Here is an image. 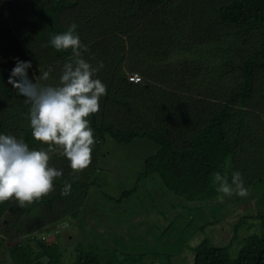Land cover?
Segmentation results:
<instances>
[{"label":"trees","instance_id":"obj_1","mask_svg":"<svg viewBox=\"0 0 264 264\" xmlns=\"http://www.w3.org/2000/svg\"><path fill=\"white\" fill-rule=\"evenodd\" d=\"M171 2L172 10H165ZM73 24L87 48H81L83 58L106 86L99 111L87 118L95 139L91 163L73 172L53 146L49 165L62 171L53 191L23 207L14 199L0 203V237L11 243L6 246L11 264H63L57 239L49 240L47 232L62 220H76L84 209L89 187H97L105 136L124 145L139 139L156 145L137 180L149 178L179 200L222 195L213 183L217 172L231 184L239 171L245 188L264 182V0H0V134L30 149L49 145L32 136L30 105L8 83L11 71L17 60L30 61V80L51 69L48 80L37 82L59 85L57 76L72 50H57L50 41ZM221 27L238 30L226 46L214 40ZM124 69L139 80L129 82ZM168 85L172 92L160 91ZM195 85L204 96H197ZM205 101L218 104L206 119L200 111ZM41 233L47 239L34 236ZM230 247L204 238L192 249V264H264V217L235 255ZM99 248L77 245L72 264H170L162 254L145 262L135 253L105 260Z\"/></svg>","mask_w":264,"mask_h":264},{"label":"rangeland","instance_id":"obj_2","mask_svg":"<svg viewBox=\"0 0 264 264\" xmlns=\"http://www.w3.org/2000/svg\"><path fill=\"white\" fill-rule=\"evenodd\" d=\"M172 5L169 3L165 10L171 11ZM235 30L238 32L233 28L216 29L214 40L226 46L223 43ZM183 54L191 56L186 49ZM126 71L124 69L128 76ZM194 88L198 97L203 95L197 85ZM159 89L173 91L170 85ZM180 93L188 94L186 90ZM217 108V103L205 101L200 111L206 119ZM157 149L147 140H133L124 145L105 136L94 181L97 187H89L84 209L76 220H62L47 232L49 240L57 239L63 264L73 263L77 245L92 243L100 247L98 253L105 260H111V255L135 253L143 255L142 262H145L154 261L157 254H162L170 264H192V249L202 239H208L216 247L230 243L229 253L235 255L242 239L258 228L260 217H264V182L249 184L246 197L234 192L231 196L222 194L204 201L179 200L150 183L149 178L146 182L137 180L143 161ZM135 188V194L114 201L123 191ZM47 234L34 236L46 237ZM9 244L0 237V264H11L6 248Z\"/></svg>","mask_w":264,"mask_h":264},{"label":"clouds","instance_id":"obj_3","mask_svg":"<svg viewBox=\"0 0 264 264\" xmlns=\"http://www.w3.org/2000/svg\"><path fill=\"white\" fill-rule=\"evenodd\" d=\"M75 29L73 24L66 32L51 37L55 49L72 50V56L63 65L59 85L37 82V77L48 80L51 69L35 77V82L30 80L27 74L32 66L30 61L17 60L11 71L8 83L30 105L32 136L49 147L30 149L23 140L0 134V203L14 199L23 207L53 191L54 180L62 175L61 170L49 165V153L55 151L53 146L59 147L73 172H81L91 163L95 139L87 118L99 111L106 86L94 78L98 69L83 58L81 48L84 51L87 48L74 35ZM213 183L217 192L226 196L234 192L241 197L249 194L239 171L232 173L231 184L219 172L214 174ZM70 188L66 184L62 194H69Z\"/></svg>","mask_w":264,"mask_h":264},{"label":"built area","instance_id":"obj_4","mask_svg":"<svg viewBox=\"0 0 264 264\" xmlns=\"http://www.w3.org/2000/svg\"><path fill=\"white\" fill-rule=\"evenodd\" d=\"M139 80V78H138V76H136L135 74H133V75H130L129 77H128V81H131V82H137Z\"/></svg>","mask_w":264,"mask_h":264}]
</instances>
